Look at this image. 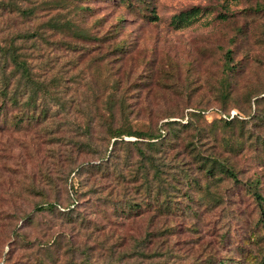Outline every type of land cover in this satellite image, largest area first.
<instances>
[{
    "label": "rangeland",
    "instance_id": "rangeland-1",
    "mask_svg": "<svg viewBox=\"0 0 264 264\" xmlns=\"http://www.w3.org/2000/svg\"><path fill=\"white\" fill-rule=\"evenodd\" d=\"M193 8L188 26L171 27ZM54 15L89 39L50 29ZM16 37L33 84L26 92L16 72L11 87L26 96L0 115V264H226L264 233L262 222L252 230L251 192L264 199V0H0V46ZM193 111L156 162L170 199L190 193L194 212L155 210L134 176L136 138L112 152L108 129L155 130ZM227 115L238 118L223 127ZM195 140L237 174L218 186L222 203L186 186V175L204 184ZM130 204L139 210L123 213Z\"/></svg>",
    "mask_w": 264,
    "mask_h": 264
},
{
    "label": "trees",
    "instance_id": "trees-1",
    "mask_svg": "<svg viewBox=\"0 0 264 264\" xmlns=\"http://www.w3.org/2000/svg\"><path fill=\"white\" fill-rule=\"evenodd\" d=\"M63 2V1H62ZM47 2L43 1V4ZM89 11V9H83L82 7H78L77 5H73V11L75 14H78L79 11ZM199 12L198 8H193L187 10L185 12H181L177 15L172 17L171 27L173 29H178L181 25L188 26L190 19V15H195ZM23 16L27 17H37L36 8L34 9H27L21 11ZM74 14V13H73ZM74 18V17H73ZM73 18L69 19H60L57 15L50 17L45 23L48 25L50 29H54L57 31H64L69 30L75 33L78 37H83L84 39H89L88 35L90 32L87 30H83V32L78 28V25L73 21ZM150 20L156 21L158 20L157 17L150 16ZM85 31V32H84ZM22 38L16 37L10 40V42L6 46H0V115L2 112H6V103L14 104L17 101V98L20 96H26V93L17 94V89H13L11 86V80L15 78V73H20L19 80L24 83V89L26 92L29 91V87L33 84V80L30 78L29 74V65L26 59L22 58L20 53V47L16 44L15 39ZM23 39H27L25 36ZM230 59V58H229ZM230 64V62H229ZM229 69L230 68L229 65ZM29 88V89H28ZM229 85L226 87L225 91L228 92ZM27 96V100H28ZM264 98V97H263ZM19 100V99H18ZM27 100L25 104L27 103ZM119 104V103H118ZM115 106V103L111 100L107 101L106 108L108 110H112ZM120 107L125 111L124 103H120ZM44 110H41V114ZM112 112V111H111ZM189 120L185 123L181 121H166L161 128L155 130H148V131H136L132 130L129 127H119L117 129H108V136H109V144L111 146L112 152H114L117 148H129L128 146L131 144L130 141L124 140V137H135L136 141L132 143V146L136 149L139 162V168L135 170L134 176L139 177V181L141 182L139 185L142 188L143 194H145L146 198V205H153L155 210L162 209L166 212H174L178 211L180 213L187 212H194V206L191 205L193 202H197L193 200V197L190 193H185L186 195V203H179V201L171 200L170 198L173 197L169 192L168 186H171V183L165 178H163V167L159 162H156V153L159 152L161 149L165 148L167 145L172 143V140L177 136L176 132L179 131H186L189 129L190 125L192 124V117H198L199 112L193 111L189 114ZM225 121L223 127H230L234 122H236L237 116L230 117L227 115L224 117ZM22 121V119H18ZM230 146L231 148L233 145H238L239 147L242 146L240 139L235 138L231 140ZM198 140L191 141L190 144L192 146V150L194 152V159L196 158L199 173L201 178L204 179V184L202 187L199 186V183L196 181L198 178H191L189 175H186L187 178V185L188 188L192 189V186H196V194H198V200L201 202L205 200L204 204H216L219 202H223V196L219 193L218 194V186L221 184H226L227 181L231 182L235 185H238V177L236 172L231 168L228 164L224 163L223 161L218 160L215 156H208L203 155L201 150L194 151L197 149L196 143ZM139 143V144H138ZM201 146V144L199 145ZM190 151V152H191ZM104 160H102L103 162ZM104 164V165H103ZM102 164V167L97 168L100 170L103 169V172H107L108 169V161ZM97 171V170H96ZM185 176V175H184ZM187 188V189H188ZM252 189V186L249 187ZM221 190V189H220ZM252 195L254 196L253 204L256 205L259 212V217L253 225V229L257 227L259 223L262 222L261 230H264V199L259 195L256 190H251ZM163 198L162 200L160 198ZM177 203L183 204V207H178ZM135 206V207H133ZM134 204H130L127 206L126 211L122 210L123 213L133 212L131 210H139ZM135 208V209H134ZM38 210H49L53 211L55 208L51 204H45L42 206L37 207ZM194 215L196 213H193ZM251 230V231H252ZM261 234V233H259ZM264 233L261 235H256L254 232H251L249 237H247L244 242H241L243 246L248 245V249L239 250L237 252L239 256H231L229 255L228 258H225L226 264H264ZM238 249L239 245H233ZM46 254V253H45ZM48 259L51 256L45 255ZM240 257V258H239ZM46 260V259H44ZM242 261V263H241ZM44 264V261H42ZM47 264V262H45Z\"/></svg>",
    "mask_w": 264,
    "mask_h": 264
}]
</instances>
